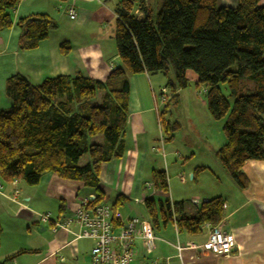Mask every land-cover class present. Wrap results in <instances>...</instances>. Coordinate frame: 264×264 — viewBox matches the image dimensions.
<instances>
[{
	"label": "trees",
	"instance_id": "1",
	"mask_svg": "<svg viewBox=\"0 0 264 264\" xmlns=\"http://www.w3.org/2000/svg\"><path fill=\"white\" fill-rule=\"evenodd\" d=\"M19 0H0V31L12 27ZM117 64L104 81L80 74L47 78L30 84L20 75L6 80L10 108L0 111V179L35 187L46 173L76 181L102 201V164L119 158L128 117V75L172 72L185 89L188 71L205 88L206 109L214 121L225 120L226 144L216 158L232 183L246 190V161H264V6L260 0H236L235 7L218 0H121L115 9ZM18 47H38L56 22L47 15L18 20ZM65 56L70 49L60 45ZM248 93L240 94L241 80ZM227 89V96L221 90ZM99 95L97 104L92 101ZM162 116V115H161ZM161 118V117H160ZM172 137L176 125L165 130ZM170 136V137H169ZM155 189L167 193L164 172H153ZM122 197L112 207L120 205ZM144 208L154 234L168 224L190 235L205 225L217 227L224 217L220 197L200 204L193 216L183 204L146 199Z\"/></svg>",
	"mask_w": 264,
	"mask_h": 264
},
{
	"label": "crops",
	"instance_id": "2",
	"mask_svg": "<svg viewBox=\"0 0 264 264\" xmlns=\"http://www.w3.org/2000/svg\"><path fill=\"white\" fill-rule=\"evenodd\" d=\"M120 1L19 0L12 12V27L0 31V111L10 108L5 84L12 76L20 75L32 85H39L47 78L77 74L104 81L118 62L114 33L115 9ZM218 5L235 7L236 0H218ZM260 5L264 6V0H260ZM69 8L74 9L73 20L68 17ZM60 12H63L61 17ZM32 15L61 18L62 34L57 36L58 27L36 49L21 51L18 47L21 31L17 22ZM62 43L70 49L65 56L60 50ZM169 74L172 72L167 76L145 73L127 76L129 100L126 129L122 137L123 152L119 158L101 166L99 182L102 201L113 207L118 197H122L114 212L123 219H147L144 208L146 199L181 202L184 214L191 217L201 203L220 197L224 201V217L217 227L234 237V249L229 256L192 250L187 247L188 244H203L208 229L204 227L202 233L190 235L168 224L155 234V246L150 254L144 250L141 240L135 241V256L131 264H264V161L244 163L242 171L248 179L246 190H239L232 183L216 158V152L226 144V140H217L197 158L192 148L183 155L170 146L174 138L172 134L171 138L167 136L162 139L168 141L170 160H164L163 149L162 162L151 161L150 152L158 147L155 144L160 141L161 147L164 145L160 139L162 127L159 119L162 113L158 117L152 95L144 84L154 83L160 88L162 96L169 88L174 99L182 89L176 86L174 76L173 80L168 79L164 83ZM185 79L186 88L189 84L198 87L194 74L186 72ZM202 89L204 102L199 106L202 110L201 113L196 112V119L201 121L195 122L209 124L211 120L204 110L205 88L202 86ZM224 121H219L221 130ZM211 125L215 124H209L201 136L207 144L218 138L210 133ZM170 127L166 126L165 130ZM179 160L183 162L182 166L175 169L173 163L177 165ZM154 171L165 173L167 193L154 188ZM221 176L224 177L223 181ZM180 177L183 181H180ZM0 187V264H90L94 242L76 240L79 229L75 225L67 231H53V225L70 217L79 200L91 194L92 190L80 182L62 180L51 173L44 174L35 187L21 181L5 183L1 179ZM14 192L17 194L14 195ZM45 214L49 216L47 222L40 218ZM178 247L182 250L179 251Z\"/></svg>",
	"mask_w": 264,
	"mask_h": 264
},
{
	"label": "built area",
	"instance_id": "3",
	"mask_svg": "<svg viewBox=\"0 0 264 264\" xmlns=\"http://www.w3.org/2000/svg\"><path fill=\"white\" fill-rule=\"evenodd\" d=\"M67 14L69 19H74L73 8H69ZM180 181H183L182 177ZM40 218L43 222L49 221L48 214L40 215ZM72 225L79 229L76 240L88 239L94 242L90 251V264H131L135 256L136 240L142 241L147 254L154 250L156 235L148 219H123L105 202H97L95 193L82 197L70 217L54 223L53 231H67ZM205 228L208 229L206 241L201 245L189 243L187 247L216 256H229L234 249V237L218 227L205 225ZM177 249L182 250L181 247Z\"/></svg>",
	"mask_w": 264,
	"mask_h": 264
},
{
	"label": "rangeland",
	"instance_id": "4",
	"mask_svg": "<svg viewBox=\"0 0 264 264\" xmlns=\"http://www.w3.org/2000/svg\"><path fill=\"white\" fill-rule=\"evenodd\" d=\"M64 12V11H63ZM62 12V13H63ZM62 13L60 12V16H63ZM61 18H54L53 20L57 24V29L60 27L57 36H60L62 34V23L60 22ZM113 44V41H112ZM116 62H114L115 64ZM190 74H194L193 72L189 71ZM160 78L165 79L162 77V75H158ZM168 79L173 80V75L169 74L168 78L165 79L164 83L168 82ZM153 82V81H152ZM145 88H148L150 91L151 99H153L154 102V109L158 111V117L160 116L161 118L159 119L160 122L161 120H164L169 123H165L167 126H172L174 123L176 124L175 130L173 131V140L170 142V146L176 148L178 153H188L189 149H193V151L196 153V157H199V154L206 153L214 143L219 140V141H225L224 135L221 130V125L219 126V121H214L211 119L209 116L206 107L204 105V110L208 114V117L210 118V123L209 124H215L210 126V133L214 134L215 136H218V138H214V140H211L209 144L204 143L202 141V132L206 129H208L209 124H201L196 121H201L196 119V112L201 113V107L200 104L201 102H204L203 99V94H202V85H198L196 87L195 84H189V86L186 89H182L181 93H178V95L173 99L172 97V91L167 89V93L165 95L160 94V88H157V86L154 83H149L147 84L145 82ZM249 85L252 87V83L246 79L241 80L240 82V94H246L248 93L247 90L244 89L245 86ZM223 94L227 96L228 92L225 86H222L221 88ZM201 93V95H200ZM99 101V95L92 101V105L97 104ZM159 122V123H160ZM161 124V123H160ZM219 126V128H218ZM161 128V127H159ZM219 131V135H218ZM161 140L165 139L167 137L161 128ZM163 141V140H162ZM164 145L161 147L160 141L158 147L154 152H150V159L152 162L156 161L157 163H161L163 160V149L165 153V158L164 160L169 161V154L167 152V145L168 141H163ZM163 155V156H162ZM181 162V163H179ZM182 161H178V164L176 165L173 163L175 169L179 168L182 166ZM171 177V175H169ZM224 178L221 176V179ZM178 180V179H177ZM188 180V179H187ZM223 181V179H222ZM188 182V181H187ZM112 200L109 201L111 203ZM141 208V207H140ZM142 210V208H141ZM143 213V210H142Z\"/></svg>",
	"mask_w": 264,
	"mask_h": 264
}]
</instances>
